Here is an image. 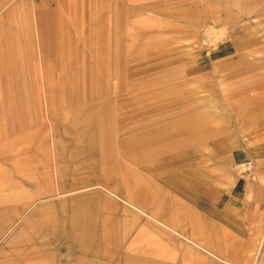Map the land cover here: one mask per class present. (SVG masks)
I'll return each instance as SVG.
<instances>
[{
    "label": "rangeland",
    "instance_id": "374dc122",
    "mask_svg": "<svg viewBox=\"0 0 264 264\" xmlns=\"http://www.w3.org/2000/svg\"><path fill=\"white\" fill-rule=\"evenodd\" d=\"M263 79L264 0H0V264H252L223 214L238 183L264 209ZM150 165L165 220L210 254L100 189L71 192L101 175L140 194Z\"/></svg>",
    "mask_w": 264,
    "mask_h": 264
},
{
    "label": "crops",
    "instance_id": "0c3cea01",
    "mask_svg": "<svg viewBox=\"0 0 264 264\" xmlns=\"http://www.w3.org/2000/svg\"><path fill=\"white\" fill-rule=\"evenodd\" d=\"M45 5V3H44ZM264 80V79H263ZM246 81V80H245ZM258 82L260 81L257 80ZM262 82V81H261ZM264 82V81H263ZM259 89H264V83L259 86ZM251 90V89H247ZM239 117V123L237 125V131L242 134H247L245 131V114L242 111V109H239L238 113ZM237 142V136L233 137L229 143H236ZM255 144L260 146V136L256 135L253 137V141ZM160 144L155 141H148V146L150 147H156ZM257 146V147H259ZM177 160V159H176ZM175 159H171L167 163H172L174 165H180L177 168L174 169V171H171L173 175L181 176V174H185L189 177H196L198 174V170L192 166L191 159H187L185 161H176ZM168 161L165 160V162ZM164 162H159L157 164H160L162 166ZM185 164L184 166H181ZM126 168V167H124ZM158 166L156 165H150L147 166L145 169L147 179H145L144 186L145 190L140 192V194L134 195V187L131 185V182L128 178L122 177V178H108L103 177L101 175H96L95 178H93L94 181H97L94 184H91L89 186H78L85 180L87 177H83L82 179L75 182V189L71 191L72 193H79V192H85L90 191L94 189H100L107 193L110 197V200L107 199L109 204L112 206H115L116 203L111 199H117L124 203L125 206L128 208H131L134 212H136L139 216L146 218L148 223L151 225V229L159 228L163 230L164 232L174 235L178 238H181L182 240L191 243L195 247L199 248L200 250L204 251L205 253H209L207 249L203 248L199 244H197L195 241L188 238L185 233L178 231L176 228H173L171 226L170 220H165V212L171 207V198L172 195L166 194L165 189L162 185L166 183V179L162 182V184H159L157 182H154L155 178L160 175V173L157 171ZM126 173H129V168L127 167ZM170 173V174H171ZM176 176H174L176 178ZM88 179V178H87ZM143 181V180H142ZM78 186V187H77ZM235 186V193H236V204H233L230 206L229 210L226 211V213L223 214V221L227 222L232 227H239L242 226L244 229V235L247 237V243L248 246L245 248H242V243L247 244L245 240L241 242L240 248L237 246H233L231 249L236 252L242 253V255L246 258L252 259V264H264V232L259 240V233L261 231V225L262 220L264 218V209H262L260 212L257 211V204L259 202V199L256 197H253L248 192L244 190V188H240V184L238 183L237 186ZM121 193L125 194V198L121 197ZM206 200H213L210 199V197L206 196ZM174 203L182 210L186 209L189 210V218H192L194 215L191 208H189L185 203L174 200ZM201 214L205 213V220L207 222V225L209 223H212L213 220V211L212 214L208 212L200 211ZM181 217H185V214L181 213ZM135 221L134 218L129 217L128 220H126V227L132 228L133 222ZM148 228L143 229V233L147 232ZM258 239V241H257ZM256 245V249H254L253 245ZM252 253V254H251ZM214 256L217 260H220L221 262L225 264H230L228 261L221 259L218 256ZM260 259L263 260L262 263H260Z\"/></svg>",
    "mask_w": 264,
    "mask_h": 264
},
{
    "label": "built area",
    "instance_id": "2783aa9c",
    "mask_svg": "<svg viewBox=\"0 0 264 264\" xmlns=\"http://www.w3.org/2000/svg\"><path fill=\"white\" fill-rule=\"evenodd\" d=\"M240 168L243 173H249L253 171L254 165L251 161H245L240 165Z\"/></svg>",
    "mask_w": 264,
    "mask_h": 264
}]
</instances>
